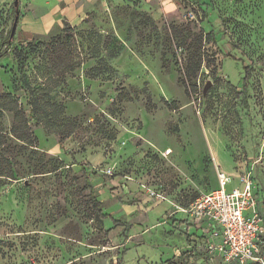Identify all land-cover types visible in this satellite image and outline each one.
I'll return each mask as SVG.
<instances>
[{"label":"rangeland","instance_id":"obj_1","mask_svg":"<svg viewBox=\"0 0 264 264\" xmlns=\"http://www.w3.org/2000/svg\"><path fill=\"white\" fill-rule=\"evenodd\" d=\"M14 1L0 0V45ZM31 3L20 0L0 59V87L37 137L25 144L14 112L0 116V264H227L182 207L217 189L219 171L229 191L248 174L264 218V0H86L28 38ZM191 51L202 56L192 78ZM97 53L113 71L92 78Z\"/></svg>","mask_w":264,"mask_h":264},{"label":"built area","instance_id":"obj_2","mask_svg":"<svg viewBox=\"0 0 264 264\" xmlns=\"http://www.w3.org/2000/svg\"><path fill=\"white\" fill-rule=\"evenodd\" d=\"M218 178L217 189L203 194L190 206L182 207V211L193 224H206L203 230L209 234L206 241L209 253L219 254L227 264L252 261L264 264V218L258 206L253 178L248 174L240 176L244 186L230 191L227 186L232 175L219 171ZM152 194L157 199L163 197L155 191Z\"/></svg>","mask_w":264,"mask_h":264},{"label":"trees","instance_id":"obj_3","mask_svg":"<svg viewBox=\"0 0 264 264\" xmlns=\"http://www.w3.org/2000/svg\"><path fill=\"white\" fill-rule=\"evenodd\" d=\"M13 12L14 15L16 16L17 11L15 8V5L13 4ZM15 16L14 19L15 20ZM21 19V14L19 12V18H18V23L20 22ZM15 40V36H11V30L7 31L5 34H3V39L1 41V45H0V59L2 57H4L7 52H8V47L11 43H13ZM202 40V39H201ZM112 43L116 44L114 46V48H110V45H112ZM7 46L6 49H4L2 51V47L3 46ZM107 50H108V54L110 57H114L119 53V50L121 48V46L118 44V42H114L111 40L110 37H107ZM103 48L106 49V46H104ZM15 54H17L18 56L20 54H22V51L19 52H15ZM97 58H98V65L94 66L90 72L88 73V75L92 78H96L99 77L100 75L106 73V71H113V67L112 65L109 63L108 59L104 56H101V54L97 53L96 54ZM189 62L187 64V76L192 78L195 77L200 66L202 63V56L199 54V52L196 51H191L189 53ZM245 80L242 84V90L240 91V96L241 99L238 100L239 101V105L240 107H245L247 105H249L248 102V88H249V84L250 81L252 79L253 76V68L252 65L250 64H246L245 65ZM23 88H25V90L27 91V93H29V95L31 96V112H32V117L33 119H36L38 122H40V111L36 108L38 106V103L36 102V100H33L34 98V93L32 92V88L31 85L29 84L28 80H26V78H23ZM4 111H11L14 112V116H15V120L16 123H14L12 129H11V134L14 135L17 139H19L20 141H23L25 144L27 145H33L36 140L37 137L34 135V133L31 131V129L29 128V119L24 118V114L22 113L19 104H18V100L17 98L10 92L5 91L3 88L0 87V116H3ZM2 140L0 138V150L3 149V144H2ZM83 170H86L84 167L82 168ZM90 189H91V193H92V202H93V209L95 211V213L97 214V216L99 218H105L106 217V213L103 211L102 208V202L101 200H99L97 198L96 195L93 194V190L92 187L90 186V182L87 180V184H86ZM188 207V206H187ZM192 225V224H191ZM231 264H240L239 262H232ZM248 264H261L260 262H249Z\"/></svg>","mask_w":264,"mask_h":264},{"label":"crops","instance_id":"obj_4","mask_svg":"<svg viewBox=\"0 0 264 264\" xmlns=\"http://www.w3.org/2000/svg\"><path fill=\"white\" fill-rule=\"evenodd\" d=\"M85 2L86 0H32V7L23 21L22 34L25 37L31 38L37 32L46 31L50 25L56 22L66 18L71 20L77 18L84 11ZM186 217L188 219V216ZM188 221L190 224L195 225L189 219ZM195 226L203 230V226H206V224ZM208 238L209 234L204 232L203 239L205 240V245ZM214 239L219 240V237H214Z\"/></svg>","mask_w":264,"mask_h":264},{"label":"water","instance_id":"obj_5","mask_svg":"<svg viewBox=\"0 0 264 264\" xmlns=\"http://www.w3.org/2000/svg\"><path fill=\"white\" fill-rule=\"evenodd\" d=\"M14 5H15V8H16L17 14L15 16V20H14L13 27H12V30H11V36L12 37L15 36V33H16V30H17V26H18L20 0H15L14 1Z\"/></svg>","mask_w":264,"mask_h":264}]
</instances>
